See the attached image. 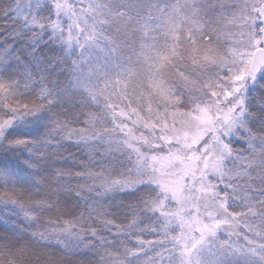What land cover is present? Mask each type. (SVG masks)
<instances>
[{"label": "snow or ice", "instance_id": "6c2138e0", "mask_svg": "<svg viewBox=\"0 0 264 264\" xmlns=\"http://www.w3.org/2000/svg\"><path fill=\"white\" fill-rule=\"evenodd\" d=\"M0 264H264V0H0Z\"/></svg>", "mask_w": 264, "mask_h": 264}]
</instances>
